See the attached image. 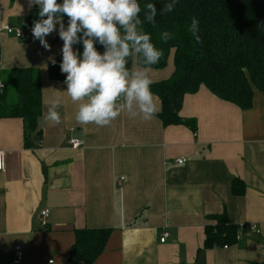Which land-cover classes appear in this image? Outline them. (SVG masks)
<instances>
[{
  "label": "crops",
  "instance_id": "0c3cea01",
  "mask_svg": "<svg viewBox=\"0 0 264 264\" xmlns=\"http://www.w3.org/2000/svg\"><path fill=\"white\" fill-rule=\"evenodd\" d=\"M28 11L25 0H0V26L21 30ZM56 35L45 37L46 51L31 33L20 40L0 31V83L15 69H34L42 103L28 142L21 119H0V264H12L18 246L20 264H70L74 231L102 229L109 237L92 264H264V95L254 90L251 107L240 110L201 86L179 112L195 120L193 131L163 126L155 96L151 119L121 111L106 126L78 124L77 104L54 91L66 86L48 78V57L61 55ZM137 68L132 62L130 71ZM172 70L147 68L153 83ZM56 95L58 124L44 119ZM71 139L82 146L71 149ZM180 158L186 162L175 164ZM223 213L236 226L235 242L205 248L206 228Z\"/></svg>",
  "mask_w": 264,
  "mask_h": 264
},
{
  "label": "trees",
  "instance_id": "16d2710c",
  "mask_svg": "<svg viewBox=\"0 0 264 264\" xmlns=\"http://www.w3.org/2000/svg\"><path fill=\"white\" fill-rule=\"evenodd\" d=\"M14 1L10 0L11 3ZM148 2H152L158 10L152 23L143 19L144 5ZM165 2L139 0V28L149 34L151 42L162 53L158 62L147 68H164L170 52L173 53L171 76L150 85L153 96L160 102L156 117L162 125L195 130V120L182 118L179 112L184 96L197 93L201 86L240 110L249 109L254 90L264 95V0H178L172 12L160 15L159 10ZM37 11L33 6L25 16L18 18L24 34L31 33ZM193 18L198 21L199 42L189 30ZM63 22L66 25L67 17H63ZM164 32L169 33L167 41L162 39ZM94 46L97 51H103L101 46ZM74 48L79 49L80 45ZM133 58L138 67L142 66L137 54L132 53L128 58L129 70ZM55 60L56 64L47 69L48 78L63 83L65 74L59 70L61 55ZM3 86L0 119H21L24 140L28 142L37 129L42 112L41 86L36 71L31 68L15 69L11 72L10 83L4 81ZM239 182L236 179L232 181L231 191L235 196L243 192ZM213 221L215 225L205 230L204 247L209 249L233 244L236 226L226 221L224 213ZM108 237L107 229L74 231L70 264H92L102 252Z\"/></svg>",
  "mask_w": 264,
  "mask_h": 264
},
{
  "label": "clouds",
  "instance_id": "9594fccd",
  "mask_svg": "<svg viewBox=\"0 0 264 264\" xmlns=\"http://www.w3.org/2000/svg\"><path fill=\"white\" fill-rule=\"evenodd\" d=\"M29 10L36 6L37 19L30 29L34 40L46 50L45 37L56 31L62 41L59 70L65 74L64 91L77 104L78 124L109 125L121 111L130 116L140 115L148 120L158 111L150 85L147 67L158 62L162 53L151 42L149 34L139 25V0H25ZM178 0H166L160 15L170 13ZM158 10L152 2L144 5L145 22L155 21ZM67 17V23L63 22ZM190 32L199 42L198 21L191 20ZM167 41L169 33L161 34ZM80 45V48H74ZM94 45L102 47L97 51ZM136 53L141 67L130 71L128 58ZM56 64L54 55L48 57ZM62 97L56 95L48 102L44 119L60 123L58 107Z\"/></svg>",
  "mask_w": 264,
  "mask_h": 264
},
{
  "label": "built area",
  "instance_id": "2783aa9c",
  "mask_svg": "<svg viewBox=\"0 0 264 264\" xmlns=\"http://www.w3.org/2000/svg\"><path fill=\"white\" fill-rule=\"evenodd\" d=\"M0 31L5 34L12 35L15 38L20 39V40L25 39V34L22 30H14L8 25H1ZM3 88H4L3 84L0 83V92L3 90ZM68 144L71 149H78L79 147L82 146L83 143L79 140L71 139L69 140ZM185 162L186 161L183 158L174 160L175 164H184ZM3 169H4V162H3L2 154L0 153V171H2ZM48 215H49L48 209L44 208L40 211L41 225L44 226L46 224ZM249 230L258 233V231H256L254 226H250ZM166 238H167V233H163L162 236L160 237V243H164ZM22 261H23V250L19 246L15 247L14 248V258L12 260V264H20ZM48 264H52V261H49Z\"/></svg>",
  "mask_w": 264,
  "mask_h": 264
},
{
  "label": "rangeland",
  "instance_id": "374dc122",
  "mask_svg": "<svg viewBox=\"0 0 264 264\" xmlns=\"http://www.w3.org/2000/svg\"><path fill=\"white\" fill-rule=\"evenodd\" d=\"M172 55H173V53L170 52L169 57H168V59H167L166 66H165L164 68L160 69L162 72L166 73L167 70H168L169 68H170V69L172 68V62H171ZM132 62L135 63L134 58L132 59ZM135 64H136V63H135ZM170 73H171V72H170ZM170 76H171V74L166 78V80H167ZM4 81L10 83V78H8V77L6 78V77H5Z\"/></svg>",
  "mask_w": 264,
  "mask_h": 264
}]
</instances>
